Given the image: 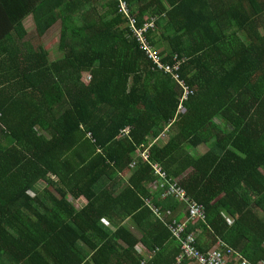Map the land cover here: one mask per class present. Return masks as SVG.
Returning a JSON list of instances; mask_svg holds the SVG:
<instances>
[{
    "label": "trees",
    "instance_id": "16d2710c",
    "mask_svg": "<svg viewBox=\"0 0 264 264\" xmlns=\"http://www.w3.org/2000/svg\"><path fill=\"white\" fill-rule=\"evenodd\" d=\"M36 21L60 22L57 56L0 18V264H200L173 183L206 208L202 253L264 261V0H47Z\"/></svg>",
    "mask_w": 264,
    "mask_h": 264
},
{
    "label": "built area",
    "instance_id": "2783aa9c",
    "mask_svg": "<svg viewBox=\"0 0 264 264\" xmlns=\"http://www.w3.org/2000/svg\"><path fill=\"white\" fill-rule=\"evenodd\" d=\"M122 10L125 13H129V7L126 2L122 4ZM132 28L134 30L135 36H137L138 40L141 42L142 46L147 50V53L149 57L153 59L155 63L159 65L160 68H163V66L160 64L159 56L156 52V49L153 48V46L150 44V41L148 39V36L146 35L149 27H155V22H149L145 23L143 27L136 28L135 26V19H131ZM179 61H176V63ZM179 70V66L173 67V66H165V71L167 73H172L175 77V79L178 81L180 87L183 90V95L180 97V105H179V112H182L184 110V102L188 100L190 91L187 86V84L179 78V76L176 74V71ZM150 157V153L148 150L144 151L143 153L139 154V157H137L134 162L132 163L131 167H135L138 163V159L141 161L148 162ZM156 174L159 176V182H165L166 179V172L163 170V168L159 165L155 166ZM174 194L180 201L184 202L188 214L191 216V218H187L184 220H181L177 224L170 225L171 230L174 233V236L176 239L181 242V252L182 258H189L193 260L199 261L200 264H226L224 260V253L221 249H213L208 253H202L197 245L198 236L197 233L194 231L188 232L189 228V222L192 220H195L197 218H203L206 216L205 214V206L199 204L198 202L192 201V199L187 195L186 191L179 187L176 183L170 184V189L164 194V197L168 195ZM156 207V206H154ZM158 208V207H156ZM157 211L160 214L159 209ZM146 263V261H144ZM237 264H253L249 262L248 260H241L239 258ZM257 264H264V261H260Z\"/></svg>",
    "mask_w": 264,
    "mask_h": 264
},
{
    "label": "crops",
    "instance_id": "0c3cea01",
    "mask_svg": "<svg viewBox=\"0 0 264 264\" xmlns=\"http://www.w3.org/2000/svg\"><path fill=\"white\" fill-rule=\"evenodd\" d=\"M45 1H47V0H0V5L3 9V13L1 14L0 18L12 19L13 23L16 24L15 29H19L20 24H21L23 27V30L26 32V35H25L26 38L31 37L30 35L27 34L30 31L27 27L26 22L29 20L35 21L36 22V32H37V35L34 36V38H35V37L39 36L38 24L36 21V12ZM64 1H65V3L69 2L70 4H73V0H64ZM15 29H14V34L16 36L17 31ZM17 37H19V36H17ZM201 147H205L207 150L206 145H202ZM70 201L73 202V199L71 198ZM74 201H76L78 204H80L79 202H81V201H86L85 205L87 204V200L85 198H80L79 200H74ZM85 205H81V207H83ZM81 207H77V208H81ZM186 213H187V211H186V207H185V210L183 212L182 217Z\"/></svg>",
    "mask_w": 264,
    "mask_h": 264
},
{
    "label": "rangeland",
    "instance_id": "374dc122",
    "mask_svg": "<svg viewBox=\"0 0 264 264\" xmlns=\"http://www.w3.org/2000/svg\"><path fill=\"white\" fill-rule=\"evenodd\" d=\"M26 23H27V27H28V29L30 31L27 34L31 36V37H28L27 39H34V42H36V43H39V42L43 43L46 46L47 49H50V50H52L54 52L52 54V56H54V54L57 56L59 54L58 53V47H59V44H60V30H61L60 29V26H61L60 22L55 24V26H52L50 28L49 32L47 34H45L44 36H42V37L37 36L35 38H34V36L37 35L36 22L32 21V20H29ZM195 151H197L195 153L203 155V154L208 152V148L206 150L205 147H200V148H198V150H195ZM193 153H194V151H193ZM72 203L75 204L77 207H81V205H85L86 201H81V202H79L80 204H78L76 201H73ZM153 206H155V205H153ZM187 218H191V216L188 213H186L182 217V220L187 219ZM189 223H192V221H190ZM133 231L136 232V234L138 236H142V234H141V232L139 230L134 229ZM139 250L143 254H145L147 252L146 247L143 246L142 244L139 246Z\"/></svg>",
    "mask_w": 264,
    "mask_h": 264
},
{
    "label": "clouds",
    "instance_id": "9594fccd",
    "mask_svg": "<svg viewBox=\"0 0 264 264\" xmlns=\"http://www.w3.org/2000/svg\"><path fill=\"white\" fill-rule=\"evenodd\" d=\"M186 207V206H185ZM186 211H187V207H186ZM187 213H188V211H187Z\"/></svg>",
    "mask_w": 264,
    "mask_h": 264
}]
</instances>
